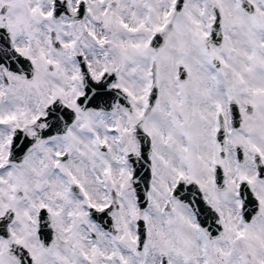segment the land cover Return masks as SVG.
I'll return each instance as SVG.
<instances>
[{"label":"snow or ice","instance_id":"6c2138e0","mask_svg":"<svg viewBox=\"0 0 264 264\" xmlns=\"http://www.w3.org/2000/svg\"><path fill=\"white\" fill-rule=\"evenodd\" d=\"M0 264H264V0H0Z\"/></svg>","mask_w":264,"mask_h":264}]
</instances>
